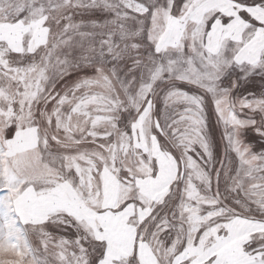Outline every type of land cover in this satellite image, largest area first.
<instances>
[{
    "label": "snow or ice",
    "instance_id": "obj_1",
    "mask_svg": "<svg viewBox=\"0 0 264 264\" xmlns=\"http://www.w3.org/2000/svg\"><path fill=\"white\" fill-rule=\"evenodd\" d=\"M0 264H264V0H0Z\"/></svg>",
    "mask_w": 264,
    "mask_h": 264
},
{
    "label": "rangeland",
    "instance_id": "obj_2",
    "mask_svg": "<svg viewBox=\"0 0 264 264\" xmlns=\"http://www.w3.org/2000/svg\"><path fill=\"white\" fill-rule=\"evenodd\" d=\"M185 90H188L187 86H184ZM219 136V132H217V137Z\"/></svg>",
    "mask_w": 264,
    "mask_h": 264
}]
</instances>
